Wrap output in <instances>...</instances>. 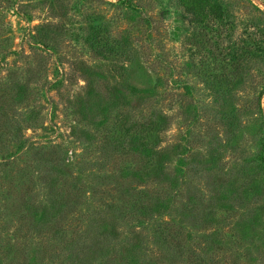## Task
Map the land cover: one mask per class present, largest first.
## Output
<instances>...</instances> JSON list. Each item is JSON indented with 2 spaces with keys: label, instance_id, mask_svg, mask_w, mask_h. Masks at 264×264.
Returning a JSON list of instances; mask_svg holds the SVG:
<instances>
[{
  "label": "rangeland",
  "instance_id": "rangeland-1",
  "mask_svg": "<svg viewBox=\"0 0 264 264\" xmlns=\"http://www.w3.org/2000/svg\"><path fill=\"white\" fill-rule=\"evenodd\" d=\"M0 1V264H264V0Z\"/></svg>",
  "mask_w": 264,
  "mask_h": 264
},
{
  "label": "trees",
  "instance_id": "trees-1",
  "mask_svg": "<svg viewBox=\"0 0 264 264\" xmlns=\"http://www.w3.org/2000/svg\"><path fill=\"white\" fill-rule=\"evenodd\" d=\"M120 2H128V0H121ZM181 7L191 16V21L197 22L205 19L208 16H214L219 19L222 17V6L218 3H212L210 0H178ZM0 1V8H3ZM0 17L2 14L0 13ZM1 20L0 22H2ZM4 22V21H3Z\"/></svg>",
  "mask_w": 264,
  "mask_h": 264
}]
</instances>
